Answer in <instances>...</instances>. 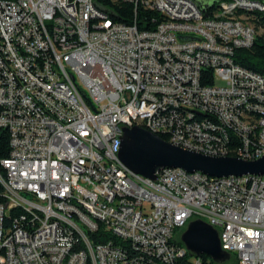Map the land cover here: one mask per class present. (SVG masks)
Returning a JSON list of instances; mask_svg holds the SVG:
<instances>
[{
	"label": "built area",
	"instance_id": "obj_1",
	"mask_svg": "<svg viewBox=\"0 0 264 264\" xmlns=\"http://www.w3.org/2000/svg\"><path fill=\"white\" fill-rule=\"evenodd\" d=\"M122 1L162 20L139 30L95 0H0V264H203L177 243L194 220L224 263L264 264V175L152 181L119 158L132 126L211 157H264V75L234 63L264 2Z\"/></svg>",
	"mask_w": 264,
	"mask_h": 264
},
{
	"label": "water",
	"instance_id": "obj_2",
	"mask_svg": "<svg viewBox=\"0 0 264 264\" xmlns=\"http://www.w3.org/2000/svg\"><path fill=\"white\" fill-rule=\"evenodd\" d=\"M120 140L121 162L134 175L152 181L165 169H181L212 178L264 175V157L252 162L234 157H211L170 144L139 126L123 127ZM180 241L194 256L204 255L215 264L229 259L220 247L217 232L199 220L187 225Z\"/></svg>",
	"mask_w": 264,
	"mask_h": 264
},
{
	"label": "trees",
	"instance_id": "obj_3",
	"mask_svg": "<svg viewBox=\"0 0 264 264\" xmlns=\"http://www.w3.org/2000/svg\"><path fill=\"white\" fill-rule=\"evenodd\" d=\"M99 6L104 8L106 13L110 16L112 21L127 25H132L135 19L137 28L139 30H152L159 23L162 18L155 12L146 11L141 8L137 9L136 18L134 12V6L126 3L122 0H95ZM264 2V0H257ZM249 23L252 24L256 33L253 44L247 49H237L234 53V63L242 68L250 70L260 75H264V33L258 35L259 29H264V14L258 12H252L248 14ZM202 83L210 85L212 84V72L207 71V77ZM164 141H167L166 137H161ZM9 155V134L8 131L0 128V177L5 178L6 172L1 165V162ZM4 189L0 183V204L5 203ZM12 213V211H11ZM178 234L179 245H183L180 241V235ZM90 241L94 242L95 238L90 237ZM203 264H215L206 256H200ZM225 264V263H224ZM230 264H234L230 261Z\"/></svg>",
	"mask_w": 264,
	"mask_h": 264
},
{
	"label": "rangeland",
	"instance_id": "obj_4",
	"mask_svg": "<svg viewBox=\"0 0 264 264\" xmlns=\"http://www.w3.org/2000/svg\"><path fill=\"white\" fill-rule=\"evenodd\" d=\"M212 1H213V0H207L206 2H207L208 4H211ZM263 33H264V29H259L258 32H257L258 35H262ZM218 84L220 85L221 83H218ZM225 264H229V263L226 262Z\"/></svg>",
	"mask_w": 264,
	"mask_h": 264
}]
</instances>
